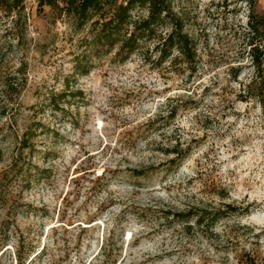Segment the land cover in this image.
I'll list each match as a JSON object with an SVG mask.
<instances>
[{"label": "rangeland", "instance_id": "374dc122", "mask_svg": "<svg viewBox=\"0 0 264 264\" xmlns=\"http://www.w3.org/2000/svg\"><path fill=\"white\" fill-rule=\"evenodd\" d=\"M174 8L196 43L193 73L176 53L156 66L111 52L73 80L86 27L37 0H24L18 21L0 9V173L44 95L67 79L83 93L66 116L36 118L54 134L24 152L42 172L8 220L0 207V264L18 253L23 264H264V63L253 83L250 2ZM254 10L264 16V0ZM226 205L238 212L211 228L178 216Z\"/></svg>", "mask_w": 264, "mask_h": 264}, {"label": "trees", "instance_id": "16d2710c", "mask_svg": "<svg viewBox=\"0 0 264 264\" xmlns=\"http://www.w3.org/2000/svg\"><path fill=\"white\" fill-rule=\"evenodd\" d=\"M176 0H37L39 8L48 6L58 10L61 15L70 17L74 29L79 31L87 28V35L80 40L85 51L76 55L72 75H86L92 65L90 59L93 55L114 53V58L125 62L133 55H139L143 61L151 65L161 66L169 61L172 63L174 54L189 73H193L196 62V43L191 35L185 31L183 17L174 8ZM250 2L251 13L248 24L252 40L250 51L252 61L257 68L253 83L259 84L257 78L264 63V41L254 42L253 39L259 34L260 26L264 24V16L254 10V0ZM0 9L9 15L21 18L24 10V0H0ZM264 37V35H263ZM175 57V58H176ZM14 76V75H13ZM16 76V75H15ZM8 82L15 92L16 77ZM65 90L61 92H49L43 96L40 108L34 111L31 108L30 120L24 125L23 132L18 140V151L12 158L10 165L0 173V207L6 209L5 215L8 220L10 207L19 203L15 197H20L19 189H27L42 171L26 159L23 155L27 150L28 157L34 152H40L34 148V138L37 135L50 136L53 131L37 121V116L49 110L53 116H66L68 112L64 106L78 105L83 100V93L78 89H70L68 79L64 84ZM173 115H170L172 118ZM66 118V117H65ZM172 152L177 153L173 150ZM183 156V155H179ZM185 156V154H184ZM179 159V157L177 158ZM177 159H171L168 163L175 164ZM147 171H135V175L147 176ZM12 202V203H11ZM6 208V207H5ZM242 211V210H241ZM238 212L237 207L226 205L224 209L212 211H187L178 215L186 220H193L197 226L213 227L220 219ZM18 264H23L26 257L18 253Z\"/></svg>", "mask_w": 264, "mask_h": 264}]
</instances>
